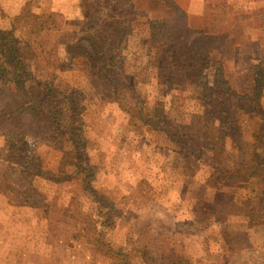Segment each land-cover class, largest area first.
I'll list each match as a JSON object with an SVG mask.
<instances>
[{
	"label": "rangeland",
	"instance_id": "rangeland-1",
	"mask_svg": "<svg viewBox=\"0 0 264 264\" xmlns=\"http://www.w3.org/2000/svg\"><path fill=\"white\" fill-rule=\"evenodd\" d=\"M153 20L193 54L213 36L208 67L158 63ZM0 28L30 74L0 77V264H264V87L225 92L252 94L264 0H0ZM83 35L113 87L69 48ZM46 82L74 103L78 148L42 115L8 117Z\"/></svg>",
	"mask_w": 264,
	"mask_h": 264
},
{
	"label": "trees",
	"instance_id": "trees-1",
	"mask_svg": "<svg viewBox=\"0 0 264 264\" xmlns=\"http://www.w3.org/2000/svg\"><path fill=\"white\" fill-rule=\"evenodd\" d=\"M43 17L49 19L53 15H42L38 18L43 19ZM148 27L150 42L152 44H161L163 47L157 62L162 63L165 60V54H168L171 59L170 63L174 67L179 66L183 71H188L190 73L189 76L202 73L209 65L210 53L217 49L211 44L213 36L201 34L193 41V44L196 42L200 43V47L198 48L199 54H193L188 48L183 50L181 36L177 35V32L168 27L166 23L153 20L148 22ZM18 45L19 41L12 31L0 28V77L12 74L16 84L21 83L25 78L30 76L29 72L25 70ZM69 48L77 51L78 56L86 58L89 62L90 71L96 76H101L100 80L107 86H112L115 79L113 78L112 70L108 68L109 62L112 59L104 53L103 41L95 35H83ZM253 83L252 94L249 96H240L236 92L229 90V88H225V92L238 99L242 97H248L249 100L254 97L259 99L262 96L261 91L264 87V59L262 58L253 66ZM39 86L43 90L42 97L26 94L23 95L24 98L21 100L15 97L12 99L11 103L15 108L8 114L9 119L13 124L18 125L22 112H30L34 118L42 115L43 120L51 125L57 135L67 134L69 140L78 148L77 132L79 128L75 125L74 117L71 116L72 121L67 122L68 120H66L67 118L70 119L68 111L69 113L72 112L74 107L73 101L69 100L67 95L58 93L49 82L41 83ZM115 90L116 87L114 86ZM61 113H63V116H61ZM62 117H64V120H62ZM167 135L170 136L171 134L167 133ZM93 245L106 254H114L108 245L102 246L103 243L99 238L94 239ZM117 255L122 254L118 252ZM122 264L129 263L123 261Z\"/></svg>",
	"mask_w": 264,
	"mask_h": 264
}]
</instances>
